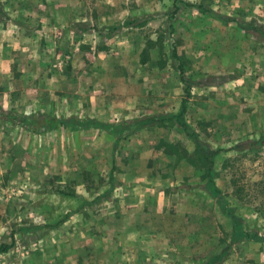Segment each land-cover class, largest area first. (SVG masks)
I'll list each match as a JSON object with an SVG mask.
<instances>
[{
  "label": "rangeland",
  "instance_id": "obj_1",
  "mask_svg": "<svg viewBox=\"0 0 264 264\" xmlns=\"http://www.w3.org/2000/svg\"><path fill=\"white\" fill-rule=\"evenodd\" d=\"M9 1L0 264H264V0Z\"/></svg>",
  "mask_w": 264,
  "mask_h": 264
},
{
  "label": "trees",
  "instance_id": "obj_2",
  "mask_svg": "<svg viewBox=\"0 0 264 264\" xmlns=\"http://www.w3.org/2000/svg\"><path fill=\"white\" fill-rule=\"evenodd\" d=\"M184 104H185V100H183V106ZM23 121L26 124L31 125L33 129H37L39 127H47V128L52 129V128L58 127L59 125H77L78 124L77 121H74L73 119H70V118H56L53 116L43 115V114L36 115V116L33 115L31 117L23 119ZM84 127H86L85 124H84ZM250 143H256V144L264 143V136H261L256 141H251ZM207 188L211 193L215 192L213 189L214 187L211 182L208 184ZM234 221L236 222L235 217H234ZM234 233H237V232L234 231ZM247 237H250V236H247ZM251 239H256L258 241L264 242V236L258 235L257 233L254 234V236L251 237ZM11 245L12 243H6V242L0 243V253L7 252L11 248Z\"/></svg>",
  "mask_w": 264,
  "mask_h": 264
},
{
  "label": "crops",
  "instance_id": "obj_3",
  "mask_svg": "<svg viewBox=\"0 0 264 264\" xmlns=\"http://www.w3.org/2000/svg\"><path fill=\"white\" fill-rule=\"evenodd\" d=\"M8 5L10 8H19L18 0H10ZM7 21L10 23V25H12L14 22L16 23V19H14L12 14L10 15V18ZM7 27L8 26H5V28H3V31H5L4 33H0L1 34L0 35V45L1 44L3 45L5 43L4 40H7L9 42L15 41V38H14L15 35H11V34L6 35L10 31V28H7ZM12 46H13V43L12 44H6V48H11Z\"/></svg>",
  "mask_w": 264,
  "mask_h": 264
}]
</instances>
